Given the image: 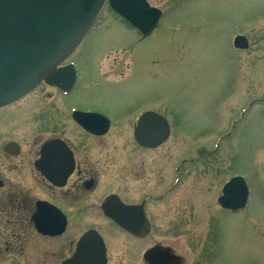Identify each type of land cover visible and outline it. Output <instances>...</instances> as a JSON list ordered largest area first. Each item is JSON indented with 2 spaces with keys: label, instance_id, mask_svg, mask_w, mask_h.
Segmentation results:
<instances>
[{
  "label": "rangeland",
  "instance_id": "rangeland-1",
  "mask_svg": "<svg viewBox=\"0 0 264 264\" xmlns=\"http://www.w3.org/2000/svg\"><path fill=\"white\" fill-rule=\"evenodd\" d=\"M149 2L164 12L153 35L136 43L138 35L108 10L70 59L81 78L68 109L108 116L105 136L119 143L114 149H133L125 140L139 114L156 110L171 127L161 165H183L171 220L162 219L160 232L141 243L111 230L109 264H141L143 249L154 244L170 247L184 264H264V0ZM236 35L248 38L249 50L235 51ZM43 92L1 114V136L59 132L58 98L51 91L54 100L44 103ZM65 128L67 136H86ZM201 150L207 153L196 163ZM234 175L245 179L249 202L226 213L218 198ZM110 182L116 189L121 174Z\"/></svg>",
  "mask_w": 264,
  "mask_h": 264
},
{
  "label": "flooded vegetation",
  "instance_id": "flooded-vegetation-1",
  "mask_svg": "<svg viewBox=\"0 0 264 264\" xmlns=\"http://www.w3.org/2000/svg\"><path fill=\"white\" fill-rule=\"evenodd\" d=\"M125 24L132 30L129 24ZM131 32L138 35L136 43L146 39L136 30ZM245 38L248 48L240 50L234 47L235 51L249 50L251 44ZM70 59L59 67L69 64L76 67L78 77L73 90L66 93L43 82L21 99L40 88L44 90L41 95L44 103L53 101L56 94L61 113L56 122L58 126L60 124L59 132L44 136H1L4 132L0 122V264H65L73 259L81 239L89 232H95L102 238L109 264L105 237L111 230L141 243L160 232L162 219L171 220L167 217L173 211L171 198L183 180V165H161L160 149L171 136L154 148L139 144L135 136H128L125 145L133 143V149H114L113 145L118 146L119 143L113 136H94L85 131L76 123L74 115L79 112L98 113L91 109H68L66 98L75 92L81 78L78 65ZM18 102L0 107V116L4 112L10 115L8 109ZM148 111L157 112L151 109L142 111L138 120ZM66 123L86 136H67ZM49 127L45 128L46 132L56 125ZM201 151L196 163L207 153L206 150ZM214 153L215 150L207 156ZM191 162L194 163V159ZM120 174L122 184L114 189L111 177ZM228 182L223 185L220 197ZM167 203L170 205L166 209ZM114 214L122 215L126 224L136 232L120 227L111 217ZM173 228L169 222V232ZM155 246L163 245L145 247L140 257L141 264H147L145 255Z\"/></svg>",
  "mask_w": 264,
  "mask_h": 264
},
{
  "label": "water",
  "instance_id": "water-1",
  "mask_svg": "<svg viewBox=\"0 0 264 264\" xmlns=\"http://www.w3.org/2000/svg\"><path fill=\"white\" fill-rule=\"evenodd\" d=\"M107 5L144 36L157 28L162 16L146 0H0V107L20 100L41 82L70 91L76 83L75 68H56L79 46ZM234 45L246 49L248 41L238 36ZM75 119L94 135L108 132L109 121L103 116L76 114ZM170 133L164 117L147 112L137 123L134 136L139 144L154 148ZM248 196L245 180L238 177L225 186L219 202L236 211L246 207ZM111 217L126 231H134L122 215ZM145 261L181 264L180 257L162 247L149 250ZM65 264H107L101 237L95 232L85 234L74 258Z\"/></svg>",
  "mask_w": 264,
  "mask_h": 264
},
{
  "label": "bare ground",
  "instance_id": "bare-ground-1",
  "mask_svg": "<svg viewBox=\"0 0 264 264\" xmlns=\"http://www.w3.org/2000/svg\"><path fill=\"white\" fill-rule=\"evenodd\" d=\"M103 14H104V13H103ZM95 26H96V25H95ZM95 26H94V27H95ZM93 29H94V28H93ZM93 29H92V30H93ZM92 30H91V32H92ZM91 32H90V33H91ZM90 33H89V34H90Z\"/></svg>",
  "mask_w": 264,
  "mask_h": 264
}]
</instances>
